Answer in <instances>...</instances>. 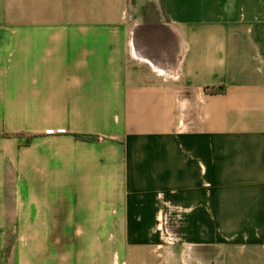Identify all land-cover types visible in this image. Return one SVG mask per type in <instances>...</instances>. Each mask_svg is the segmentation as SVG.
Wrapping results in <instances>:
<instances>
[{
	"label": "crops",
	"instance_id": "crops-1",
	"mask_svg": "<svg viewBox=\"0 0 264 264\" xmlns=\"http://www.w3.org/2000/svg\"><path fill=\"white\" fill-rule=\"evenodd\" d=\"M0 264H264V0H0Z\"/></svg>",
	"mask_w": 264,
	"mask_h": 264
},
{
	"label": "trees",
	"instance_id": "trees-1",
	"mask_svg": "<svg viewBox=\"0 0 264 264\" xmlns=\"http://www.w3.org/2000/svg\"><path fill=\"white\" fill-rule=\"evenodd\" d=\"M76 137H78L80 139H83V140L93 139V137L92 136H89V135H76Z\"/></svg>",
	"mask_w": 264,
	"mask_h": 264
}]
</instances>
